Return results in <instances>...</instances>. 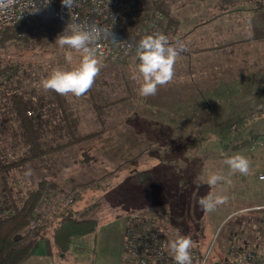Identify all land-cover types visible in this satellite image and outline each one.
Masks as SVG:
<instances>
[{"label":"rangeland","instance_id":"obj_1","mask_svg":"<svg viewBox=\"0 0 264 264\" xmlns=\"http://www.w3.org/2000/svg\"><path fill=\"white\" fill-rule=\"evenodd\" d=\"M216 2L172 5L180 20L173 44L178 47L172 50L174 77L147 98L137 95L139 82L132 79L135 55L116 61L97 58L100 71L93 92L56 98V92L43 90L41 81L58 69L74 70L79 53L60 48L49 31L30 45L0 51L2 66L20 63L0 75V91L7 93L13 81L37 100L39 95L60 102L77 119L76 136L83 137L59 151L30 157L18 122L9 120L18 137L0 126V157L15 162L5 171L14 205L42 188V181H53L57 189H46L36 210L39 219L56 217L58 209L69 205L98 220L96 230L76 239L65 254L59 255L52 244L51 252L46 241H39L20 263L124 264L127 216L135 210L159 219L173 240L187 236L192 248L212 247V259L233 258L245 247L264 250V215H259V226H250L252 211L264 206V181L259 179L264 172V6L243 2L219 13ZM236 42H245L243 48L251 42V52L225 53ZM92 97L102 108L93 106ZM45 104L36 107L47 115L51 107ZM8 111L2 112L6 116ZM4 122L0 117V125ZM56 122L47 126L45 143L56 144ZM193 139L198 145L188 151L186 144ZM237 154L249 159L250 175H229L223 162ZM212 173L226 177L213 190L225 202L206 213L198 201L209 193L204 181Z\"/></svg>","mask_w":264,"mask_h":264},{"label":"trees","instance_id":"obj_2","mask_svg":"<svg viewBox=\"0 0 264 264\" xmlns=\"http://www.w3.org/2000/svg\"><path fill=\"white\" fill-rule=\"evenodd\" d=\"M177 1L183 0H134V3L128 7L127 12L128 14H133L138 11L162 12L165 19L161 22L158 33L166 35L169 44L173 47L172 50H176L178 46H173V44L176 43L178 39L180 20L174 15L172 5ZM243 2H250L260 7L264 6V0H217L215 6L219 13H225ZM125 18H127V15ZM69 23L68 20L55 19L51 15L46 14L40 17L19 21L8 28H0V51L14 44L30 45V42L41 38L44 31H49L58 37L65 31ZM123 33L128 38L135 41V43L141 40L140 37L133 34L134 32H132L129 24H127L126 31ZM43 36L49 38V33ZM244 43L245 42H236L232 45H228L225 53L235 52L238 51V49H240L239 52L241 54L247 51L251 52L249 48L251 42L247 43V48H243ZM188 60L189 62L192 61L190 56ZM19 64L18 62H16L15 65L11 63L9 66H2L0 64V75L2 74L3 77L8 72L16 70ZM3 81L6 80L3 79ZM9 86L11 90L9 89L7 93L0 91V117H4L5 119V122L0 126L7 129L14 137H18V131L11 125L9 120L15 119L18 122L23 139L29 146L30 157H41L55 150L59 151L61 148H65V146L74 144L76 139L80 140L83 138L75 134L78 126L76 117L74 118L66 107H62L60 102H54L52 99L44 100L43 98L41 99L39 95L37 100L35 94L29 93L27 90L20 92V86L16 87L13 81H11ZM90 91L93 92L92 88ZM57 96L63 97L59 94L56 95V98ZM92 100L94 107H97V109L102 108V104L98 105L95 102V97H92ZM37 103L40 106L47 103L48 107H51L47 110V115L44 113L45 109L41 110V108L40 110L42 112H40L39 115H28V111L36 108ZM55 103H60V106H56ZM8 107H10V109L5 110V108ZM7 110L9 111L5 116V112L2 111ZM54 111H60L61 115H58V113ZM54 119L58 120V122L52 124L53 133L56 135L52 138V141L54 140L56 143L55 145L52 143H45L46 140L44 139L47 133V126L51 125V121ZM8 123H10V125ZM56 128H58V130ZM86 136H84V138ZM63 137L66 138L65 143H61L60 141ZM1 140H3V138ZM197 145L198 142L193 139L186 144V148L188 151L193 150ZM0 165L5 172L7 169L14 166L15 162L0 157ZM40 185L42 188L30 191L27 197L17 204V213L14 216L0 219V264H19L29 256L37 241L44 237H51V244L59 255L65 254L76 239L96 230L98 220L91 216L89 211H73L69 205L58 209L57 216L54 218L49 219L48 217H44L45 220L39 219L40 217H37L36 210L38 208V203L43 197V191H47L46 189L50 191L57 189V185L53 181L45 180L42 181ZM251 214L252 217H254V225L250 224V226H259L261 220L263 221L259 215H264V208L254 212L252 211Z\"/></svg>","mask_w":264,"mask_h":264},{"label":"built area","instance_id":"obj_3","mask_svg":"<svg viewBox=\"0 0 264 264\" xmlns=\"http://www.w3.org/2000/svg\"><path fill=\"white\" fill-rule=\"evenodd\" d=\"M133 3L134 0H78L77 7L69 12L66 7H62V0H51L47 7L41 5L42 0H16L13 5L0 11V28H8L19 21L46 14L73 23L87 22L112 31L116 40L113 42L110 38L103 37L98 40L94 46L95 57L107 61L128 59L135 55L140 40L135 43L123 33L127 24L133 34L142 39L147 35L157 34L165 19L160 11L128 14V7ZM40 6V11L31 12ZM41 110L36 107L29 110L28 115H39ZM259 179L264 181V172L259 175ZM46 193L49 191H43L44 197ZM12 200L11 188L0 165V219L11 218L17 213ZM255 208L262 209L264 206ZM171 240V234L159 219L137 210L130 212L125 230L124 264H174L172 255L164 247ZM190 252L193 264H264V250L260 248L245 247L229 259H212V247L208 251L191 247Z\"/></svg>","mask_w":264,"mask_h":264},{"label":"clouds","instance_id":"obj_4","mask_svg":"<svg viewBox=\"0 0 264 264\" xmlns=\"http://www.w3.org/2000/svg\"><path fill=\"white\" fill-rule=\"evenodd\" d=\"M16 0H0V11L13 5ZM51 0H42V6L47 7ZM78 0H62V7L72 12L77 7ZM41 10L38 8L33 13ZM110 38L116 42L112 31H108L94 24L73 23L68 24L65 31L57 37L56 44L60 48H67L81 55V60L74 70H55L47 78L41 81L44 91H54L61 96H84L93 86L100 71V64L95 57V44L101 38ZM138 63L132 76L139 82L137 95L143 98L155 96L158 88L167 85L174 77V65L176 57L169 44L168 37L162 33L143 37L136 46L135 52ZM68 62L72 61V55H66ZM229 169V175L240 174L248 176L251 173V165L248 158L243 155L226 157L223 162ZM226 177L219 173H212L204 181L210 188L209 193L199 199L198 203L204 212H211L217 206L225 202L221 196H213L216 186L225 181ZM173 257L174 264H193L190 249L192 240L190 237L181 236L167 241L164 244Z\"/></svg>","mask_w":264,"mask_h":264},{"label":"crops","instance_id":"obj_5","mask_svg":"<svg viewBox=\"0 0 264 264\" xmlns=\"http://www.w3.org/2000/svg\"><path fill=\"white\" fill-rule=\"evenodd\" d=\"M52 216H54V214H53ZM54 217H55V216H54ZM54 217H51V218H54ZM50 238H51V237H44V238L38 240L37 243H38L39 241H43V242L46 241V242L48 243V244H47V247L49 246V247L51 248L50 251L52 252V250H54V249H53L52 246H51ZM77 240H78V239H77ZM37 243H36V244H37ZM36 244H35V245H36ZM52 254H53V253H52ZM29 256H30V255H29ZM27 258H28V257H27ZM224 258H226V257H224ZM25 260H26V259H25ZM20 264H22V263H20Z\"/></svg>","mask_w":264,"mask_h":264}]
</instances>
